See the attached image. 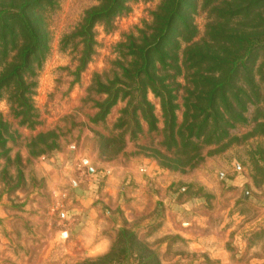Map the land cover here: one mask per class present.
<instances>
[{
  "label": "rangeland",
  "instance_id": "374dc122",
  "mask_svg": "<svg viewBox=\"0 0 264 264\" xmlns=\"http://www.w3.org/2000/svg\"><path fill=\"white\" fill-rule=\"evenodd\" d=\"M159 1L124 0L126 10L96 22L82 64V43L69 34L99 0H55L44 13L49 49L31 95L32 126L0 98L15 132L8 159L0 157V264H264V125H253L255 106L228 138L198 150L194 137L182 146L188 133L173 143L151 92L154 127L128 96L106 113L96 107L106 97L98 82L108 86L117 73V43L150 21ZM209 6L193 11L195 40L213 18ZM177 83L179 124L185 81ZM35 137L37 148L49 144L37 156L29 153Z\"/></svg>",
  "mask_w": 264,
  "mask_h": 264
},
{
  "label": "trees",
  "instance_id": "16d2710c",
  "mask_svg": "<svg viewBox=\"0 0 264 264\" xmlns=\"http://www.w3.org/2000/svg\"><path fill=\"white\" fill-rule=\"evenodd\" d=\"M200 1L210 5L213 18L205 36L195 40L193 11ZM54 3L0 0V98L8 101L12 115L27 126H32L36 114L31 95L37 69L49 49L44 13ZM124 9V0H99L84 12L69 34L82 43L80 64L92 54L94 24L108 22ZM116 47L117 73L108 86L97 85L98 93L106 95L96 104L102 113L128 96L136 104L133 110L140 108L153 126V107L147 100L151 92L159 100L173 143L177 142L175 136L183 140L188 133L182 146L189 147L194 137L195 150L228 138L229 128L247 122L248 105L259 113L253 116V125H264L258 122L264 119V107L257 106L264 103V0H160L150 21L125 34ZM178 78L185 81L179 124L174 104L181 87ZM14 135L0 115V157L8 159L7 143ZM36 140L30 139L29 153L37 156L49 144L37 148Z\"/></svg>",
  "mask_w": 264,
  "mask_h": 264
},
{
  "label": "crops",
  "instance_id": "0c3cea01",
  "mask_svg": "<svg viewBox=\"0 0 264 264\" xmlns=\"http://www.w3.org/2000/svg\"><path fill=\"white\" fill-rule=\"evenodd\" d=\"M76 219V221L78 220V218H75ZM79 225H80V227H79ZM84 225H85V223H84ZM83 225V226H84ZM73 227L74 228H78L79 227V229H77V230H80L81 229V224H73ZM73 228V229H74ZM69 230L70 229H67L66 231H65V237H67V238H69ZM81 231H82V229H81ZM76 242H78V240L76 241ZM85 244H87V243H89V244H92V245H95V246H98V249H101V247L102 246H104L106 243H107V241L106 240H89V241H87V242H84ZM83 244V243H82Z\"/></svg>",
  "mask_w": 264,
  "mask_h": 264
}]
</instances>
